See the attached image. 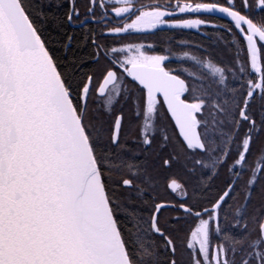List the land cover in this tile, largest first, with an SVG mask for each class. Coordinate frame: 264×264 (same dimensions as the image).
Masks as SVG:
<instances>
[{"label": "snow or ice", "instance_id": "6c2138e0", "mask_svg": "<svg viewBox=\"0 0 264 264\" xmlns=\"http://www.w3.org/2000/svg\"><path fill=\"white\" fill-rule=\"evenodd\" d=\"M0 264H264V0H0Z\"/></svg>", "mask_w": 264, "mask_h": 264}, {"label": "flooded vegetation", "instance_id": "af4514ba", "mask_svg": "<svg viewBox=\"0 0 264 264\" xmlns=\"http://www.w3.org/2000/svg\"><path fill=\"white\" fill-rule=\"evenodd\" d=\"M221 22H222V23H226V21H224V20H222ZM187 32H188V33L184 34V37H185V38L190 37V34H191L190 32H193L194 35L196 36V38L201 39V40L203 39V38L201 37V35H200L199 33L196 32V30H190V31H187ZM158 35H161V34H158ZM209 35L212 36V37L215 36L214 33H210ZM205 43H210V44H211V43H215V39H214V38H210V39L206 40Z\"/></svg>", "mask_w": 264, "mask_h": 264}, {"label": "trees", "instance_id": "16d2710c", "mask_svg": "<svg viewBox=\"0 0 264 264\" xmlns=\"http://www.w3.org/2000/svg\"><path fill=\"white\" fill-rule=\"evenodd\" d=\"M186 33H188V32H186ZM186 33H185V34H186ZM190 33H191V34H190V38H192L193 40H196V41L201 40V39L196 38V36L194 35L193 32H190Z\"/></svg>", "mask_w": 264, "mask_h": 264}]
</instances>
